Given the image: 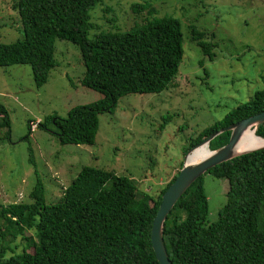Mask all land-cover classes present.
Here are the masks:
<instances>
[{"label":"trees","instance_id":"16d2710c","mask_svg":"<svg viewBox=\"0 0 264 264\" xmlns=\"http://www.w3.org/2000/svg\"><path fill=\"white\" fill-rule=\"evenodd\" d=\"M101 1L13 0L10 5L17 13L21 38L0 44V67L29 65L33 83L39 88L55 66L54 40H67L77 46L84 66L80 84L100 95L90 103L71 107L65 117L50 114L36 123L44 129L51 124L61 144H92L98 115L112 113L120 96L160 92L171 85L178 72L183 53L179 19L154 16L155 9L147 1L132 2L134 13L145 12L141 22L124 31H97L88 38L92 27L88 11ZM189 28L190 40L202 56L212 58V45L203 41L205 33L192 25ZM263 109L264 87L202 129L188 148L216 129ZM0 125L9 131L2 104ZM27 128L29 133L30 123ZM254 134L264 138V123ZM227 138V131L216 135L208 148L219 147ZM28 154L34 165L30 150ZM177 171L153 197L138 191L126 176L81 166L60 197L49 204L36 177L27 201L0 205V218L9 236L19 235L24 242L18 252L14 246L0 244V264H158L149 242L151 221L161 194ZM206 173L227 181L217 221H206L207 199L200 175L179 196L163 222L168 259L172 264H264V147L221 162ZM3 236L0 232V238Z\"/></svg>","mask_w":264,"mask_h":264},{"label":"rangeland","instance_id":"374dc122","mask_svg":"<svg viewBox=\"0 0 264 264\" xmlns=\"http://www.w3.org/2000/svg\"><path fill=\"white\" fill-rule=\"evenodd\" d=\"M12 1L0 0V44L21 38ZM143 1L154 7V16L180 21L183 53L177 75L160 92L120 96L112 113L98 115L92 144H61L51 124L46 129L36 124L29 133L27 128L50 114L65 117L71 107L100 96L80 84L84 66L75 44L54 40L55 66L39 88L29 65L0 67V104L9 119L7 133L0 125V205L27 201L36 177L44 186L45 203H53L81 166L126 176L138 191L154 197L179 169L182 152L194 137L264 87V0H102L88 11V38L97 31H124L141 22L145 12L134 13L130 5ZM191 25L205 33L203 41L212 45V58L202 56L190 40ZM201 180L206 221L215 222L227 181L206 172ZM0 232V244L20 251L24 242L19 235L9 236L1 218Z\"/></svg>","mask_w":264,"mask_h":264},{"label":"water","instance_id":"95a60500","mask_svg":"<svg viewBox=\"0 0 264 264\" xmlns=\"http://www.w3.org/2000/svg\"><path fill=\"white\" fill-rule=\"evenodd\" d=\"M264 123V109L251 116L242 118L236 122H232L224 127L216 129L208 134L200 142L192 145L188 151L184 154L181 165L175 175L174 179L168 184L160 197L159 204L156 212L152 218L149 242L154 257L158 264H172L168 259L162 237L163 222L166 215L172 208L173 204L179 198V196L186 190V188L200 175L208 171L211 167L227 161L239 154L263 148V146L248 149L242 152H235L234 146L239 140L242 132L251 128L254 132L260 125ZM228 132L227 141L219 147L210 150L208 148V142L216 135L222 132ZM205 144L207 147V154L200 159L192 162H187L186 157L195 147Z\"/></svg>","mask_w":264,"mask_h":264},{"label":"bare ground","instance_id":"6f19581e","mask_svg":"<svg viewBox=\"0 0 264 264\" xmlns=\"http://www.w3.org/2000/svg\"><path fill=\"white\" fill-rule=\"evenodd\" d=\"M264 145V138L257 137L251 128L246 129L242 132L239 140L237 141L236 145L234 146L235 152H242L248 149L257 148ZM207 147L205 144H201L194 149L187 155L186 161L192 162L200 159L204 155L207 154Z\"/></svg>","mask_w":264,"mask_h":264},{"label":"built area","instance_id":"2783aa9c","mask_svg":"<svg viewBox=\"0 0 264 264\" xmlns=\"http://www.w3.org/2000/svg\"><path fill=\"white\" fill-rule=\"evenodd\" d=\"M36 126V123L32 122L30 123V131L33 130Z\"/></svg>","mask_w":264,"mask_h":264}]
</instances>
